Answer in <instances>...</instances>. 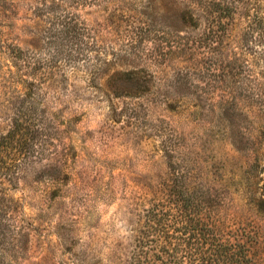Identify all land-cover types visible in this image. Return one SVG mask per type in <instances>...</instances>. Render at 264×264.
<instances>
[{
	"label": "rangeland",
	"instance_id": "1",
	"mask_svg": "<svg viewBox=\"0 0 264 264\" xmlns=\"http://www.w3.org/2000/svg\"><path fill=\"white\" fill-rule=\"evenodd\" d=\"M254 1H59L56 20L79 17L95 32L99 47L91 53L94 58L69 73L59 105L61 134L13 192L22 199L31 228L22 264H79L76 254L84 257L88 243L99 264H109L111 249L123 251L135 225L130 192L138 182L163 176L166 161L176 155L169 148L179 144L200 152L209 165L207 178L220 182L238 210L257 222L264 264V211L257 210L264 200V115L254 117L246 109L248 84L240 87L235 69L220 78L211 66L213 57L200 56L208 43L204 22L194 26L184 17L191 7L205 14L214 3L228 6L226 14L241 15ZM36 2L0 0V139L24 98L11 80L10 44L49 46L53 19L35 16ZM232 38L239 39L238 30ZM96 56L106 60L98 70ZM131 71L152 86L110 89L117 75ZM234 98L245 106L241 112ZM60 163L67 165L63 179L55 171L49 175Z\"/></svg>",
	"mask_w": 264,
	"mask_h": 264
},
{
	"label": "trees",
	"instance_id": "2",
	"mask_svg": "<svg viewBox=\"0 0 264 264\" xmlns=\"http://www.w3.org/2000/svg\"><path fill=\"white\" fill-rule=\"evenodd\" d=\"M59 1L37 0L33 5L35 16L53 19L46 36L47 49L9 46L15 67L9 71L11 80L24 98L21 108L9 116L7 132L0 139V264H22L25 260L31 228L24 203L13 192L27 170L40 162L45 146L61 134L64 122L59 105L69 73H76L80 61L90 60L94 58L91 53L98 52L97 36L83 20H56ZM248 4V12L241 15L236 11L226 14L228 6L214 3L205 14L191 7L184 17L194 26L204 22L208 43L200 56L213 57L211 66L220 78L230 74L229 68L235 69L240 87L243 82L248 84L246 109L258 117L264 115V0ZM236 30L239 39L235 41L232 35ZM214 43L224 45L217 49ZM188 49L195 50L192 46ZM95 59L99 61L97 70L106 65L104 58ZM115 80L111 90L152 86L150 79L134 71L117 75ZM234 99L241 112L245 106L240 98ZM169 152L176 155L166 161L165 174L138 182L130 192L135 225L123 251L121 246L111 249L109 264H262L259 225L248 212L238 210L220 182L207 178L209 165L200 152L180 144ZM65 168L66 164H56L48 173L54 176L58 172L63 179L67 177ZM257 210L264 211V200L259 201ZM88 244L82 250L84 257L76 254L79 264H99L93 246Z\"/></svg>",
	"mask_w": 264,
	"mask_h": 264
}]
</instances>
